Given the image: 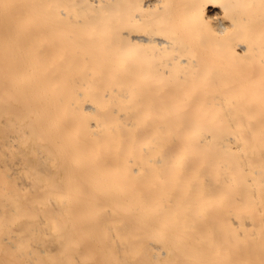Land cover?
I'll use <instances>...</instances> for the list:
<instances>
[{
  "label": "bare ground",
  "instance_id": "bare-ground-1",
  "mask_svg": "<svg viewBox=\"0 0 264 264\" xmlns=\"http://www.w3.org/2000/svg\"><path fill=\"white\" fill-rule=\"evenodd\" d=\"M0 264H264V0H0Z\"/></svg>",
  "mask_w": 264,
  "mask_h": 264
}]
</instances>
